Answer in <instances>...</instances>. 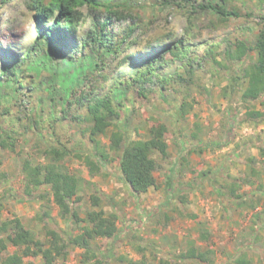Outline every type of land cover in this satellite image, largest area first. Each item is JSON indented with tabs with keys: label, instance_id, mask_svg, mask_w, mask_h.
<instances>
[{
	"label": "trees",
	"instance_id": "trees-1",
	"mask_svg": "<svg viewBox=\"0 0 264 264\" xmlns=\"http://www.w3.org/2000/svg\"><path fill=\"white\" fill-rule=\"evenodd\" d=\"M8 1L0 0V8ZM128 1L24 0L27 14L37 27V36L31 49L40 50L44 54H50L52 51L61 53L65 62L72 63L77 73L81 75L83 66L78 60V46L75 42L70 45L68 40L74 41L80 26L89 22L82 39V51L88 60L87 66L84 67L88 72L81 78L77 74V78H80L77 80L79 85H76L67 96L60 97L61 104L48 93L51 97L48 109L42 103L30 102L25 106V98H33L40 91L41 83L37 80V75L28 73L24 68V62L5 64L0 68V80L12 86L11 93L0 94V149L15 151L19 139L32 134L40 138L43 146L40 147L39 154L42 159L24 158L21 161L24 194L56 205L61 217L65 219L78 218L73 204L82 200L86 186L91 184L86 178L71 172L65 165V159L71 155L78 153L79 157L81 153L86 152L85 164L90 176L94 177L101 172V167L111 162L110 154H116L122 179L136 196L146 194L156 185L155 172L158 167L156 155L162 159L167 157L168 130L164 124L154 123L150 129V139L131 140L127 128L120 120L118 108L121 104L113 98L118 87L125 86L134 96L147 99L152 91L151 87L163 92L171 84L180 83L186 87L194 83L196 71L205 63L212 65L216 70H228L229 67L238 64L235 66L236 71L226 78L224 97L240 93L242 103L261 102L264 105V26L254 34V44L246 38L231 39L226 42L224 50L219 51V46H212L205 49L197 60L191 61L189 57L184 62L195 46V43L189 40L190 36H183L159 50L165 42L173 40L174 32L161 34L151 28H145L140 14L135 12ZM157 2L186 9L189 23H193L192 20L198 14L210 11L221 20L232 17L236 19L255 17L253 12L242 14L237 8H228V0L216 2L157 0ZM260 17L263 22L264 17L262 15ZM251 52L255 53V59H252ZM135 53L146 54V59L141 61ZM179 61L183 63L181 72L170 77L161 76L159 71L165 72ZM135 65L138 67L133 74L114 81L117 72L126 66ZM111 81L113 83L110 87L108 83ZM58 104L61 110H58ZM13 108H18L17 113L11 111ZM180 109H184V104ZM44 114L46 119H43ZM242 121L258 128L264 125V110L247 109ZM113 123L115 129L108 135L110 151L107 152L96 138L106 136ZM65 124L76 127V133L80 137L88 138L95 145V152L89 150L88 152L80 140L74 145V150L70 148V142L63 140L65 132L59 133L60 125ZM260 136H255L251 145L258 150L259 159L264 164V140ZM247 160V165L258 161L252 156H247ZM221 171L223 170H214L196 176L201 181L209 179L212 184L221 185L236 209L248 214L261 208L250 215L248 228L239 233L241 246L229 256L228 264H264V250L257 245L261 239L259 232L264 230L263 170H259L257 166H250L241 177L234 178L228 175L227 181L223 184L216 179L221 176ZM200 185L197 184V187ZM244 186L256 189L246 193L241 190ZM45 187L50 188L51 200L48 198L49 194L42 192ZM169 191V198L163 204L165 207L175 199H181L189 204L185 194H179L172 187ZM92 199L93 206L98 207L99 198L94 195ZM46 217H50L49 211H44L38 219L42 222ZM191 217L197 221L199 239L208 241L209 230L202 227L197 215ZM117 219L115 214L93 210L87 213L84 219L86 225L82 227L81 234L72 236L60 229L46 226V235L49 237L47 241L37 239L34 232L18 218L1 221L0 264H26V260L27 264H35V259L39 257L43 264H67L70 251L74 249L84 251L82 254L84 264H107L108 253L121 239V233H124L118 230ZM97 239L112 241L111 246L106 249L107 253L96 250L93 242ZM11 246L17 251L8 253ZM138 249V252L144 253L147 246H139ZM248 250L256 252L250 255ZM213 255H215L213 250L202 251L196 242L190 241L180 258L195 259L202 264H215L211 257ZM144 257L146 258V255L142 254L140 261L130 260L129 263L151 264ZM154 258H159L162 264L169 263L160 257V254H155Z\"/></svg>",
	"mask_w": 264,
	"mask_h": 264
},
{
	"label": "rangeland",
	"instance_id": "rangeland-1",
	"mask_svg": "<svg viewBox=\"0 0 264 264\" xmlns=\"http://www.w3.org/2000/svg\"><path fill=\"white\" fill-rule=\"evenodd\" d=\"M128 2L140 14L145 28L161 34L174 32L173 40L165 42L159 50L183 36H190L189 40L195 46L184 62L189 57L191 61L197 60L205 49L212 46H219V51L224 50L226 42L231 39L246 38L254 44V34L264 26L260 17H264V0H228V8H237L242 14L253 12L255 17L252 18L232 17L221 20L210 11L195 16L193 23H189L186 9L173 4L161 5L157 0ZM23 3L24 0H9L0 8V68L5 64L24 62L27 72L36 74L41 83L39 93L33 98H25L24 105L30 102L42 103L48 109L51 97L61 104L60 97L67 96L79 85L77 80L88 72L85 68L88 60L82 51V39L89 22L80 26L74 41L68 40L70 45L75 42L78 46V60L83 66L81 75L72 63L65 62L61 53L52 51L44 54L40 50L31 49L37 36V27L28 16ZM70 53L73 54L71 51ZM250 55L252 59L256 58L254 52ZM135 56L141 58V61L146 59L144 53H135ZM235 66L228 70H216L205 63L196 71L194 83L186 87L180 83L171 84L173 87L170 85L163 92L151 87L152 91L147 99L134 96L125 86L118 87L113 98L121 104L118 108L120 120L127 128L130 139L148 140L152 125L164 124L168 130L167 157L162 159L156 155V185L140 196L134 195L124 183L116 154H110L111 162L101 167V172L94 177L90 176L85 164L86 152L79 157L78 153L67 157L64 163L70 171L91 182L86 186L82 200L73 204L74 212L78 214L77 219L62 218L56 205L24 194L21 161L24 158L42 159L39 150L43 144L37 135L20 138L15 151L0 149V222L18 218L34 232L37 239L47 241L49 237L46 235V226L75 236L82 233L87 213L102 210L107 214H115L118 218V230L124 232L108 253L107 264H130V260L138 262L142 254L146 255L144 258L151 264H162L159 258H154L155 254H160L168 264H202L195 259L180 258L190 241L196 242L202 251L213 250L215 255L211 257L215 264H228L229 256L241 246L238 236L244 228H248L250 213L236 209L221 185L212 184L209 179L201 181L196 175L223 170L221 176L216 178L217 182L223 184L228 175L241 177L250 166H257L259 170H263L264 180V164L259 159L258 150L251 145L257 135H261L264 140V125L256 128L242 121L247 109L264 110V105L261 102L244 104L240 93L229 97L223 95V88L227 85L226 78L236 71ZM137 67H124L117 72L114 81L133 74ZM182 67V62H175L167 71L159 73L163 77H170L181 72ZM77 74L80 78H77ZM112 83L113 81L108 85L111 87ZM11 91L12 86L0 80V94H9ZM17 102L19 103V99ZM183 104L184 109H180ZM17 109L13 108L11 111L15 114ZM58 110H61L59 104ZM45 116L44 114L43 119H46ZM114 123L106 136L96 138L107 152L110 151L108 135L115 129ZM62 132H65L63 140L69 141L73 150L80 140L87 151L95 152V145L88 138L80 137L76 133V127L60 125L59 133ZM247 156L258 161L247 165ZM197 184H201L200 187ZM170 187L179 194H185L189 204L175 199L165 207L163 204L169 198ZM255 189L256 187L244 186L241 190L250 193ZM42 192L49 194L48 198L52 199L49 187L43 188ZM94 195L100 200L98 207L93 206ZM258 210L261 208L251 212ZM44 211H49L50 217L41 222L38 217ZM193 215H197L202 227L209 230L208 241L199 239L200 230L197 221L191 217ZM259 233L261 239L257 245L264 250V230ZM111 243L112 241L97 239L93 245L98 252L107 253L106 249ZM139 246H147L144 253L138 252ZM8 251L14 253L17 249L11 246ZM248 252L252 255L256 251ZM83 253L82 249L70 251L67 264H84ZM35 264H43L42 259L36 258Z\"/></svg>",
	"mask_w": 264,
	"mask_h": 264
},
{
	"label": "crops",
	"instance_id": "crops-1",
	"mask_svg": "<svg viewBox=\"0 0 264 264\" xmlns=\"http://www.w3.org/2000/svg\"><path fill=\"white\" fill-rule=\"evenodd\" d=\"M250 215H252V212H250ZM250 215H249V216H250Z\"/></svg>",
	"mask_w": 264,
	"mask_h": 264
}]
</instances>
